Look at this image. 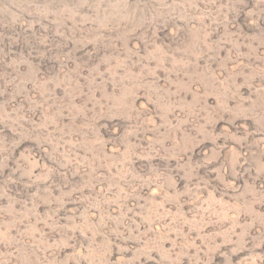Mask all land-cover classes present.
Returning <instances> with one entry per match:
<instances>
[{"label": "rangeland", "instance_id": "obj_1", "mask_svg": "<svg viewBox=\"0 0 264 264\" xmlns=\"http://www.w3.org/2000/svg\"><path fill=\"white\" fill-rule=\"evenodd\" d=\"M0 264H264V0H0Z\"/></svg>", "mask_w": 264, "mask_h": 264}]
</instances>
